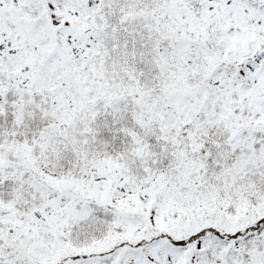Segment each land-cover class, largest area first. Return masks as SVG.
<instances>
[{
    "label": "snow or ice",
    "instance_id": "obj_1",
    "mask_svg": "<svg viewBox=\"0 0 264 264\" xmlns=\"http://www.w3.org/2000/svg\"><path fill=\"white\" fill-rule=\"evenodd\" d=\"M0 264H264V0H0Z\"/></svg>",
    "mask_w": 264,
    "mask_h": 264
}]
</instances>
